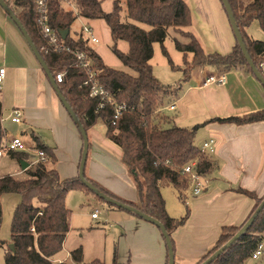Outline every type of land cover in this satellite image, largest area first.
<instances>
[{"label":"trees","instance_id":"1","mask_svg":"<svg viewBox=\"0 0 264 264\" xmlns=\"http://www.w3.org/2000/svg\"><path fill=\"white\" fill-rule=\"evenodd\" d=\"M5 1L27 28L53 76L67 70L65 79L57 84L86 131L99 119L103 120L107 127V138L121 150L120 160L136 184L139 200L129 201L113 193L90 177L85 168L86 179L104 194L158 219L171 235L186 223L190 210L188 209L187 214L180 218L170 216L162 196V186L168 184L179 189L190 187V181L183 171L192 161L197 162L196 169L203 176H208L218 167L215 160L196 146L195 135L198 127L213 121L237 125L264 121V108L244 114L214 117L193 127L171 124L166 120L167 116L162 109L169 104L165 97L171 92L172 87L164 85L153 72L151 61L155 43H160L164 54H167L164 43L170 35V29L183 37L174 38L177 50L183 54V66H175L171 61L170 63L173 68L183 70L184 80H188L193 69L199 66H213L221 69L223 74L238 67H245L253 74L238 43L236 42L232 52L228 54L208 53L194 30H190L194 26V19L186 0H125L124 6L121 0H113V7L109 12L103 9V0H50V26L59 35L61 30L69 29L68 35L64 38L65 43L73 50H82L88 54L98 71L99 83L113 100L112 103L106 102L103 107H99L101 98L90 96L89 88L84 85L85 77L79 74L75 54L54 51L52 47L49 52L43 49L44 46H48V41L37 23L36 0ZM63 1L71 4V8L66 9ZM229 2L249 53L264 75V70L260 66L264 59V40L252 39L247 33V28L254 20L260 23L264 31V0ZM6 15L8 16L7 13ZM78 17L86 20L103 19L107 23L113 40L111 48L131 72L109 67L94 49L95 43L84 40L81 35L72 37L71 26ZM120 40L128 43L127 51L118 48ZM121 104L124 105L122 113L114 120L116 106ZM34 140L35 147L44 151L45 159H37L23 151L12 152L13 158L30 163V167L24 170L28 176L18 178L17 175L7 174L0 177V222L1 196L8 193L20 195L11 226V243L14 249L8 245L6 264L82 263L81 245L71 251L72 263L56 260L71 230L72 210L66 204L68 192L75 189L92 190L79 176L61 178L55 168L57 157L54 149L40 142L37 137ZM31 164L35 165V168H31ZM236 191L256 199L254 210L264 198L259 197L253 190L240 187ZM93 193L98 200L106 202L111 208H120ZM248 218L240 225L223 226L219 238L197 264L222 247ZM263 238L264 209L248 231L209 264H244L252 257ZM88 264L109 263L94 259ZM112 264L117 263L115 261Z\"/></svg>","mask_w":264,"mask_h":264},{"label":"crops","instance_id":"2","mask_svg":"<svg viewBox=\"0 0 264 264\" xmlns=\"http://www.w3.org/2000/svg\"><path fill=\"white\" fill-rule=\"evenodd\" d=\"M195 3L191 9L195 18L193 30L204 49L208 53L232 52L237 40L221 1L196 0ZM15 27L0 16V67L6 69L0 92V144L12 136L7 125L1 123L11 101L13 110L19 108L23 114L16 135H22L30 146H36L34 138L37 137L52 147L57 157L55 168L61 178L76 177L83 149L82 136L80 140L76 136L49 78ZM220 73L221 69L213 66L193 69L190 78L185 80L186 87L180 94L172 89L165 97L170 105L162 109L174 112L180 108L181 121L169 117L166 120L171 124L193 127L214 117L264 108V86L245 67L227 71L223 84H203L209 75ZM10 124L17 123L10 118ZM201 127L200 132L207 135L205 138L209 137L204 142L210 138L216 141L215 152L211 153L218 164L213 171L215 175L211 176L215 188L208 192L205 186L203 195L193 201L194 207L203 209L200 220L194 224L193 211L186 223L171 234L175 264H197L219 238L223 226L240 225L249 217L257 204L256 199L236 191L237 188L253 190L259 197L264 196V121L244 125L213 121ZM46 133L51 134L48 140L44 137ZM102 140L103 143L93 145L90 162L87 159V174L120 197L137 202L138 190L127 167L121 160L123 166H119L118 158L112 156L109 150L113 148L111 141ZM117 153L120 156L121 150ZM6 154L12 157V152ZM63 160L69 163V171L63 166ZM18 169V173L24 172L22 166ZM110 209L118 216L119 231L117 249L109 264L115 261L117 264H168L167 244L158 226L128 210ZM91 218L97 220L99 215L93 218L91 214ZM69 255L71 257V252Z\"/></svg>","mask_w":264,"mask_h":264},{"label":"rangeland","instance_id":"3","mask_svg":"<svg viewBox=\"0 0 264 264\" xmlns=\"http://www.w3.org/2000/svg\"><path fill=\"white\" fill-rule=\"evenodd\" d=\"M120 2L124 6L125 0H121ZM186 2L188 5L190 4L191 9L194 7L193 5L196 4V0H186ZM63 4L66 9L71 8V4H67L65 1H63ZM102 5L103 9L106 12H109L112 10L113 0H103ZM0 16L3 19L8 20L10 24L14 26L15 23L6 15V12L1 6ZM84 25H89L92 27L96 36L98 37L99 41L93 44V47L100 55L103 62L111 68L131 72V69L126 67L121 62V60L111 48L113 40L107 23L103 19L86 20L83 17H78L71 26L72 37H78L82 34L86 35V33L82 30V26ZM15 28L19 30L18 27ZM192 29H194V26L190 28V30ZM18 32L19 34L21 33L20 30ZM247 33L252 39L264 40V31L257 20L252 21L250 26L247 28ZM20 35L22 36V33ZM175 37L181 38L182 36L176 34L173 29H170V35L164 43L167 54H164V49L160 43H155V52L151 63L155 76L164 85L171 86L173 90H177L178 94H180L183 88L186 87V81L184 80L183 74L184 72L180 68H173L170 63L171 61L175 66H183V54L176 48L174 40ZM184 39L188 40L187 38ZM118 48L122 51H127L128 43L124 40H120L118 42ZM63 108L71 124L73 125L76 136L80 140L81 134L78 124L72 120L66 108ZM13 111L14 110L11 107V101H9L8 109L4 111V114L1 118L3 122L1 121V123L7 125L9 133L12 136H15L16 133L19 132L21 126L18 123L15 125L10 124V118L12 117ZM165 115L170 119H176L178 122L181 121L182 118L180 108L174 112L165 110ZM201 128V126L198 127L195 135V144L200 149L202 148L204 140L209 138H205L207 135H204V133L200 132ZM106 131L107 127L101 119H99L98 122L92 128H90L89 132L87 131L89 141L87 159L89 162L92 158L94 143H103L102 139H105V141L108 140L106 139ZM50 136L51 134H44V137L47 140L50 138ZM110 144L113 146V148L110 147L109 149L112 153V156L118 158L117 162L119 163V166H123L119 161L120 156L117 153V150H120V148L112 142ZM114 148H116V150ZM206 155L212 159H215L213 157L214 155L211 153H207ZM32 164L31 168H35V165ZM62 164L67 171L70 170L69 163L67 161L63 160ZM19 167H21V163L18 161V159L6 154L4 157L0 158V177L7 174L17 175L18 178L27 177L28 175L25 172L21 171V173H18ZM212 175L215 174L212 172L208 176H205L203 180L204 185H206L208 188V192L215 188V185L213 184V178L211 179ZM161 190L162 196L165 200L167 212L170 216L180 218L185 216L190 210L189 216L193 214L194 211V224L200 220L201 215L203 214V209L201 206L194 207L193 201L196 198H200V196H202L205 191L201 193L202 195H194L191 187L179 189L168 184L163 185ZM19 202L20 195L17 193H8L1 196L2 219L0 222V264H6V252L8 245L11 244V226L13 215ZM66 204L67 207L72 210V232L70 235H68L62 250L58 254V258L65 259L66 262L72 263L69 253L72 251V249L81 245L84 249L82 264H88L93 259H99L106 263H111L110 261L118 245V216L110 212L111 207L106 202L98 200L92 191L86 189H75L69 191L66 196ZM95 209H98L99 218L97 220L91 218V214L92 212H95ZM262 244L264 247V238ZM244 264H264V248L261 250L257 258L250 257L245 261Z\"/></svg>","mask_w":264,"mask_h":264},{"label":"built area","instance_id":"4","mask_svg":"<svg viewBox=\"0 0 264 264\" xmlns=\"http://www.w3.org/2000/svg\"><path fill=\"white\" fill-rule=\"evenodd\" d=\"M49 1L50 0H36V8H37V23L40 27L42 34L46 37L48 41V46H44L43 49L45 52L50 51V47L54 49V51H67L73 52L77 58L78 66H79V74L85 77L84 85L89 88V94L91 97H100L101 103L99 107H103L106 102L112 103L113 100L109 96L107 90L99 83L98 80V71L94 68L92 60L89 58L88 54L82 50H73L70 46L65 43L64 38L59 35L49 23ZM82 30L86 33V35L82 34L84 40L91 41L93 43H97L99 41L96 36L94 30L89 25L82 26ZM80 36V35H79ZM80 36V37H81ZM261 68L264 70V59L260 63ZM67 74V70L60 71L54 77L56 82H62ZM6 77V69L4 67H0V92L3 89L4 81ZM226 80L225 74L220 73L219 75L212 74L209 75L205 81L204 85H212V84H223ZM124 105L116 106V111L114 115V120L119 118V115L122 113V109ZM171 108H174L171 106ZM12 121L15 123H22L23 114L19 108H15L11 117ZM115 123V121H113ZM216 149V141L214 138H210L206 140L201 148V151L204 154L213 153ZM23 151L35 156L37 159L41 160L45 159L44 151L36 148L35 146L28 145L23 139L22 135H15L6 137V139L0 144V157L9 152H17ZM196 161H192L184 167V173L188 177L190 181V187L192 188V192L194 195H200L204 190L205 186L203 180L205 176H203L196 169ZM92 217H98V209H95V212H92ZM263 244L261 243L257 250L253 253L252 257L257 258L263 249ZM73 264H82V263H73Z\"/></svg>","mask_w":264,"mask_h":264},{"label":"water","instance_id":"5","mask_svg":"<svg viewBox=\"0 0 264 264\" xmlns=\"http://www.w3.org/2000/svg\"><path fill=\"white\" fill-rule=\"evenodd\" d=\"M224 10L226 12V15L228 17L230 26L232 28V31L234 33V36L237 40V43L248 63L250 66L253 74L258 79V81L264 86V75L261 73V71L257 68L254 60L252 59L249 50L246 46V43L244 41L243 35L240 31L239 25L237 23L235 14L233 12V9L231 7V4L229 0H220ZM0 6L3 8V10L8 14L10 19L16 24V26L21 31L22 35L24 36L26 42L30 46L32 52L34 53L36 59L38 60L39 64L41 65L42 69L46 73L47 77L49 78L55 92L57 93L60 101L70 114L71 118L74 122H76L79 126V131L83 139V149L81 154V159L79 163V169H78V176L81 179L84 184L90 188L93 192H95L97 195L105 199L107 202L112 203L122 209L128 210L130 212L135 213L136 215L140 216L141 218L152 222L156 226H158L165 238L167 248H168V264H175V251H174V245L171 238V235L167 231L166 227L163 225L162 222H160L158 219L152 217L149 214L141 212L139 209L135 208L134 206L127 204L125 202H122L120 200H117L115 198H112L106 194H104L101 190H99L93 183L88 181L85 177V168L87 163V157H88V147H89V141H88V135L85 127L80 123L79 118L70 105V103L67 101L66 97L63 95V93L60 91L59 86L53 76L52 71L50 70L49 66L43 59V56L41 55L37 45L33 41V38L29 34L27 28L24 26L22 21L19 19L17 14L11 9L10 5L5 0H0ZM61 36L63 38H66V36L69 33V29H64L60 31ZM21 166L23 170H26L28 167H30V163L26 160H21ZM264 209V198L260 202V204L257 206V208L254 210V212L251 214V216L248 218V220L242 225V227L219 249H217L215 252H213L208 258H206L204 261H202L199 264H209L213 260H215L221 253H223L226 249H228L230 246H232L245 232L248 231V229L251 227V225L254 223L260 212ZM10 248L14 249V245L11 243Z\"/></svg>","mask_w":264,"mask_h":264}]
</instances>
